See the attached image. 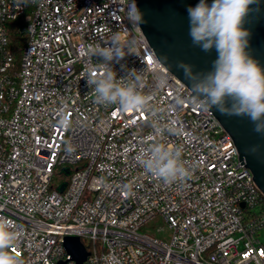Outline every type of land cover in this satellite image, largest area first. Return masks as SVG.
Wrapping results in <instances>:
<instances>
[{"label":"built area","instance_id":"obj_1","mask_svg":"<svg viewBox=\"0 0 264 264\" xmlns=\"http://www.w3.org/2000/svg\"><path fill=\"white\" fill-rule=\"evenodd\" d=\"M130 3L0 0V215L24 230L10 252L22 264H77L64 240L79 237L83 264H264V195L215 114L193 106L129 22ZM22 17L28 42L17 64L8 23ZM115 33L132 53L111 67L117 79L136 70L154 115L95 102L86 78L102 59L89 52ZM61 113L68 129L58 127ZM157 122L182 134L157 136ZM155 140L183 147L190 179L164 184L139 165ZM65 170V190L52 189ZM157 217L169 240L140 232Z\"/></svg>","mask_w":264,"mask_h":264},{"label":"clouds","instance_id":"obj_2","mask_svg":"<svg viewBox=\"0 0 264 264\" xmlns=\"http://www.w3.org/2000/svg\"><path fill=\"white\" fill-rule=\"evenodd\" d=\"M259 0H199L194 7L187 8L189 36L192 44L208 53L215 49L217 58L211 70L194 72L191 65L179 62L177 67L184 72L190 84L191 103L201 111L215 108L221 115L246 117L253 124V131L264 135V67L246 50L250 32L244 27L246 18ZM128 20L133 25L143 22V14L131 0L127 11ZM127 49V50H126ZM132 53L120 33H115L104 46L97 45L89 52L102 62L88 70L87 83L94 90L95 102L105 107L116 106L121 112L147 111L151 108V97L139 91L141 76L132 70L126 78L117 79L111 65L119 63L126 54ZM167 81H158V87H165ZM176 103L184 100L177 98ZM71 119L61 113L58 127L68 129ZM157 136L165 131L176 135L182 129L172 124L153 125ZM257 147L250 149L255 155ZM183 147L166 145L155 140L136 157L137 162L152 177L164 184L185 182L191 178L192 170L186 166ZM24 235L22 226L0 215V264H22L18 255L10 249L17 247ZM111 264H118L114 257L108 258Z\"/></svg>","mask_w":264,"mask_h":264},{"label":"water","instance_id":"obj_3","mask_svg":"<svg viewBox=\"0 0 264 264\" xmlns=\"http://www.w3.org/2000/svg\"><path fill=\"white\" fill-rule=\"evenodd\" d=\"M207 2L211 4L212 0ZM136 3L143 14V22L139 25L156 57L190 89V82L177 64L184 62L191 65L194 72H207L217 58L215 49L208 53L202 51L192 44L188 34L187 8L194 7L199 0H136ZM250 7L252 11L244 24L250 32L246 50L264 67V0ZM210 111L234 141L242 166L251 171L255 184L264 195V135L254 132L253 124L246 117L221 115L215 108ZM253 147L258 148L255 155L250 152ZM64 174L68 176L69 170ZM66 186L67 183L62 184L59 191L63 192ZM64 245L77 264L87 260L89 253L79 237H66Z\"/></svg>","mask_w":264,"mask_h":264},{"label":"trees","instance_id":"obj_4","mask_svg":"<svg viewBox=\"0 0 264 264\" xmlns=\"http://www.w3.org/2000/svg\"><path fill=\"white\" fill-rule=\"evenodd\" d=\"M27 26L25 17H22L18 20L11 21L8 23V33H9V51L13 54L16 59L17 64L21 61L22 52L27 45L28 35L24 31V28ZM70 170L74 172L76 170L75 166H71ZM63 176L66 179H69V176L65 175L63 172ZM55 184L52 185V189H56ZM85 244L87 243L85 240L83 241Z\"/></svg>","mask_w":264,"mask_h":264},{"label":"rangeland","instance_id":"obj_5","mask_svg":"<svg viewBox=\"0 0 264 264\" xmlns=\"http://www.w3.org/2000/svg\"><path fill=\"white\" fill-rule=\"evenodd\" d=\"M67 182L68 179H66L64 176H57L55 177L53 184H55V186L58 188L59 186ZM160 229L163 230L159 231ZM140 232L144 234H149L156 238H163L165 240L170 239V232H168L167 225L161 217H157L156 219L150 221L148 224H146L140 229Z\"/></svg>","mask_w":264,"mask_h":264}]
</instances>
